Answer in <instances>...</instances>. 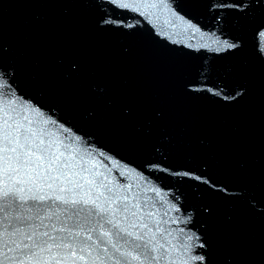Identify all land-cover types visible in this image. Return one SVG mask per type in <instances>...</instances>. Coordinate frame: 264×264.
I'll return each mask as SVG.
<instances>
[{
    "label": "snow or ice",
    "instance_id": "snow-or-ice-1",
    "mask_svg": "<svg viewBox=\"0 0 264 264\" xmlns=\"http://www.w3.org/2000/svg\"><path fill=\"white\" fill-rule=\"evenodd\" d=\"M110 2L137 12L167 7V0H137L135 8L128 0ZM217 6L245 7L243 0ZM258 35L264 37V30ZM209 39L210 44L201 46L217 52L239 47L215 36ZM8 75L0 68V264H211L206 239L186 235L179 248L174 243L168 225L176 221L167 218V211L160 214L156 197L164 201V196L157 188L121 184L90 142L40 106L9 96L4 91H12ZM189 90L211 91L232 101L244 95L236 91L229 97L201 85ZM98 156L109 159L102 151ZM148 167L232 194L192 170L173 171L155 162ZM197 247L203 252L190 255Z\"/></svg>",
    "mask_w": 264,
    "mask_h": 264
}]
</instances>
